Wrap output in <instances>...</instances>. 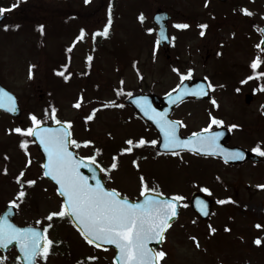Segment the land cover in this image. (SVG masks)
Instances as JSON below:
<instances>
[{
    "label": "rangeland",
    "instance_id": "374dc122",
    "mask_svg": "<svg viewBox=\"0 0 264 264\" xmlns=\"http://www.w3.org/2000/svg\"><path fill=\"white\" fill-rule=\"evenodd\" d=\"M22 2V0H15L14 11L19 10L20 15L26 19L20 22L16 19L10 20L11 17H9L5 21V25H9L10 22L19 24V29L11 33L8 28L7 35L5 27H0V80L18 95L21 107L26 109L22 117L23 126L29 124L27 115L29 111L34 112L37 118L49 122L52 109L57 108L56 118L73 122L71 125L75 131L76 140L84 141L86 137H89L94 142L95 148L106 147L111 140L115 139L108 148L114 147L112 152L116 154L118 148L122 146L119 141L127 138L126 134L133 136L132 139L141 135V138L146 140L148 138L147 128L139 124L141 122L138 121L141 130V134H138V128L133 123L125 121L123 113L127 107H102L99 106V100L96 101L93 96L87 98L86 96L96 95L101 88L100 97L103 98V103L108 104L115 98L113 88L119 85V79L123 80L125 90L133 92L143 90L160 94L178 84V73L172 69L170 61L172 65L178 66L181 72H185L191 67L193 74L197 76L209 75L213 72L215 80L224 87L221 89L217 86L212 92L219 101L220 114L228 115V112L242 110L241 121L246 122L247 126L257 125L256 118H259V112L264 116L260 111V109L264 110V91L257 89L254 82L237 85L241 82L239 78L245 75L248 70L244 68L238 74L231 68V64L238 66L239 63H242L241 66L243 64L247 66L257 56L260 57V61H264V51L256 47L259 41L258 27L264 24V0H234L232 4H216L209 0H107L106 6L102 0H87V2L86 0H25L24 4ZM6 3L4 0V5ZM104 6L108 15L109 7L111 8V24L108 26V35L105 37L102 34H97L93 38V34L102 33L103 28L108 24L107 21L105 26L99 28L105 22ZM158 8L168 10L174 16L175 21H189L186 23L189 26L191 23L190 28L181 29L177 33L174 31V46L166 53L161 51L155 53L149 41L152 38L151 32H149L150 17ZM239 8L240 10H238ZM243 8L249 9L251 14L244 13ZM72 11L78 15L68 14ZM183 13H187V16ZM210 13L214 15H210ZM141 15H143V20L140 18ZM198 18L201 21L206 20L204 25L209 24V20H213V25L207 26L203 35H201L202 31L198 30L199 32H197L195 22H193ZM38 23H43L46 28L53 26L55 34H58L39 37L41 42L39 48H45L44 51H39L35 47L38 39L35 34L27 31ZM82 26L88 31L92 30L88 37L94 41L93 48L92 46L88 47L87 42L76 44ZM197 27L200 30L204 29L199 24ZM93 28L99 29L93 30ZM74 34H76L75 39L72 38ZM146 41L149 43L146 44ZM70 42L75 46L76 52V60H73L74 69L83 70V56L86 50L92 48L94 52H99L98 57L93 58L92 65L88 69V71L90 70L89 82H87L88 78H83V75L78 76L77 72L69 67ZM217 50L218 55L215 58L214 54ZM108 51H114L117 57L121 55L123 61H129V58L134 59L140 68L142 79L137 80L136 71H133L130 65L120 63L119 59ZM101 52H104L103 56ZM166 54H170V59L165 58ZM213 58L214 60L211 62ZM262 65L264 67V63ZM60 72H63L64 75H61ZM65 76L68 78L65 79ZM84 82H87V85ZM247 92L253 94V99L248 105L243 101L244 94ZM76 95L83 98L81 101L83 110L81 111L85 110L86 113L92 107H96L90 125V135L89 132L84 133L82 119L79 115L77 116V111L73 107L72 103ZM50 105L53 107H49ZM47 109H51L50 113ZM180 110L187 112L188 125H195L197 128L205 123L199 121L200 117H194V112L195 115L202 117L206 115V111H199L197 106L184 107ZM261 118L262 126H264V117L261 116ZM227 119L230 121L229 116ZM12 122L17 124L16 121L12 120ZM12 122L0 114V153L15 159V161L8 162L7 167L5 161L0 157V174L6 167L7 170H12L13 166L21 167L26 163L25 149L21 147L23 153H19L18 150L21 141L24 140V135L11 131ZM242 143L251 145L252 141L247 139ZM254 143L264 148V134ZM132 147V157L137 168H131L128 172H125L126 170L120 172L119 179L118 176L113 179L114 183L119 184L120 190L124 192H128V189L123 184L128 181L127 184L133 186L141 175L149 182L175 193L194 183L206 185L214 190L217 185L215 179L221 176L212 169L204 174H196L194 176L196 181L188 183L189 181H182L171 172V165L175 163V157L165 159L163 156L156 155L146 147V144L138 146L134 143ZM77 148L83 154L95 151L92 148L88 150L84 144ZM96 155L99 160L105 164L108 163L104 160L102 153H96ZM124 159L127 162L130 160L128 156ZM184 161L187 160L184 159ZM37 162L38 159L35 158V163L33 161V165L27 167L28 173L34 175L37 172L35 167ZM228 170L231 169H224L226 171L224 172L225 179L237 186L233 188L229 186L221 191L219 188V191L215 193L218 197H228L229 195L232 198L230 203H221L215 209L217 214L215 213L209 222L214 223L223 216H227L228 219H232L234 226L231 231L234 234L227 233L228 231L223 229L227 218H223L226 220L223 221L224 223H222V219L217 222V231L208 240L200 236L207 231V226L202 227L201 225L200 232L197 231L200 233L197 235L199 239L197 252L189 238V235L194 234L196 229L192 225L187 226L192 223L194 216L184 209L174 226L175 228L173 227L174 230L169 235L170 239L165 245L167 255L162 264H202L205 259L210 264H264V241L259 234L253 236L252 240L249 238L253 232H256L250 228L255 221L252 219L263 221L258 206L264 202V192L255 193L253 187L255 183H258L257 180L239 182L237 176ZM3 180L0 176V190H16V187ZM36 183L42 185L43 188L47 186L41 178L36 179ZM12 196V194L6 196L3 200L12 198ZM56 201L58 200L51 195L50 198L47 196L41 198V202L39 204L37 202L38 215H34V217H39L44 221L49 210L56 209ZM27 213L24 216L21 215V218L34 219L31 213ZM21 218L20 220H22ZM55 219L58 225L61 223V227L54 226L55 230L50 231V238L55 241L62 239L58 250L64 252L69 249L71 253V255L61 256L58 264H72L73 252L83 255L84 250H87L88 247L80 239L76 230L65 223L67 228L64 223L59 222L57 217ZM186 227L189 228L188 232ZM258 237L262 241L259 245L255 243ZM216 238L220 241L214 240Z\"/></svg>",
    "mask_w": 264,
    "mask_h": 264
},
{
    "label": "snow or ice",
    "instance_id": "6c2138e0",
    "mask_svg": "<svg viewBox=\"0 0 264 264\" xmlns=\"http://www.w3.org/2000/svg\"><path fill=\"white\" fill-rule=\"evenodd\" d=\"M11 7H16V5L13 4ZM7 10L4 7H0V15ZM242 11L246 14H251L247 8H243ZM140 18L143 20V15ZM110 24L111 8L109 7L108 24L103 28L102 33L93 34V38L97 34H102L106 37ZM4 27L7 29L9 26L4 25ZM176 27L187 28L189 25L179 23L176 24ZM200 27L203 29L207 25L202 24ZM40 29L43 31V25H40ZM149 31L151 32L152 29H149ZM84 34V30L81 29L80 36L77 39L82 38ZM203 34L201 32V35ZM261 34L264 36V30H262ZM161 36H163V29L161 30ZM164 38L167 39V37ZM157 43H159V40ZM256 47L264 51V48H261L260 44H257ZM91 59L92 57L89 56L88 60ZM259 63L260 57L257 56L252 61L251 67L255 70ZM175 70L179 72V69ZM192 71V69H189L187 73H180L181 83L177 85L178 89L184 88V80L186 76H191ZM60 74L64 75L63 72H60ZM257 75L264 76V72L257 73ZM67 78L65 76V79ZM251 78L250 76L247 79ZM245 82L241 81V83ZM206 87L214 86L211 84L207 86L201 84L191 90L184 88V93L178 98H182L189 91L194 95L203 96L206 94ZM261 87L264 88V85H261ZM173 92H175V89ZM5 97L8 101L7 104L4 102ZM81 99L83 98L81 97ZM136 102L144 114L151 116L159 126L163 133V145L165 149H189L192 152L199 150L205 154L211 153L213 155L217 154V152H223L226 154L225 160L243 158L242 152L238 150L231 152L228 149L222 148L219 144V137L222 133L213 131L212 126L223 125L224 121L222 119L212 116L210 123L205 128L183 139L178 133V128L182 122L169 119L167 112L157 111L145 96L137 97ZM213 104H216L215 99H213ZM75 106L80 107V103L77 102ZM0 107H9L11 111H16L15 98L3 89H0ZM55 111L56 109L53 108L52 119L60 125L59 127L45 126L41 119L37 118L35 114H32V126L26 129L20 127L15 129L17 133L34 136L39 139V143L43 145L44 151L47 154V162L43 165V175L50 177L56 182L58 185L57 190L63 198L60 210L49 213L48 220H52L53 217L70 218L76 222L83 238L89 244H94L96 247H101L102 242L114 245L117 250L114 257L116 264H158L159 259L165 256L166 253L150 247L149 242L163 240L165 231L170 225L171 218L178 214L177 204L183 197L178 194L171 198L165 196L162 192H158L155 187H150L143 175H141L140 186V196L142 199L137 201H131L114 187H106L99 178H96L97 167H94V165H99L96 155L80 157L70 147L71 145L79 147L81 144L88 145L94 142L73 139L71 135V124L73 122L57 120ZM94 112L95 109L93 110V114L86 116L85 119L91 120ZM229 127L235 128L238 126L233 124ZM126 143L129 147L122 148L121 152L130 153L133 151L132 146L134 143L138 146L145 145L146 143L155 145L157 144V140L146 141L144 138H141L134 142L132 139H129ZM27 144V140L21 141V147L25 151H27ZM101 151V149H95L97 154ZM252 151L264 156V148H261L259 144ZM172 154L177 155L178 153L172 152ZM29 163H31L30 160ZM82 167L90 170L92 178L95 180L94 183L89 182V177L85 176L81 171ZM100 167L103 168V166ZM117 167L118 165L114 158V162L109 168H103V171L110 172L111 169ZM5 171L7 170L5 169ZM23 175L24 173L21 172L17 179L19 180ZM24 183L33 185L36 181L33 179L24 181L18 193L19 197L26 195L23 187ZM258 187L264 188V185H259ZM203 191L210 192L206 187ZM228 199L231 200V197ZM219 202L224 203L225 201L221 200ZM11 203L17 205L16 200L11 201ZM198 204L200 205V211L207 215L205 211L207 207L206 202L200 201ZM256 226L258 228L264 227V225H260L259 223ZM48 227H51V225ZM209 227L212 232L216 231L211 225ZM193 239L195 240L196 238L193 237ZM13 241L19 244L26 264H38V258L42 255L46 259L50 246L54 243L47 236V228L41 232L32 226L17 227L8 220L7 214L0 216V247L7 248ZM261 242L259 237L255 240V243L258 245ZM197 246H199L198 241ZM88 259L94 260L96 258L89 257Z\"/></svg>",
    "mask_w": 264,
    "mask_h": 264
},
{
    "label": "flooded vegetation",
    "instance_id": "af4514ba",
    "mask_svg": "<svg viewBox=\"0 0 264 264\" xmlns=\"http://www.w3.org/2000/svg\"><path fill=\"white\" fill-rule=\"evenodd\" d=\"M221 119V118H218ZM227 122L230 123V121L227 119ZM229 125V124H228ZM238 130L246 128L245 126H241L239 125L238 127H235ZM230 145H237L240 146L239 144H235L234 142H230ZM255 146H252L251 148H247L248 150H251L254 148ZM253 152V151H252ZM182 155H187L188 152H184L181 153ZM259 155V160L258 161H253V160H245L242 161L239 164H230L225 162L224 160H222L220 157H212V158H207V157H199L197 155L194 154H190L191 157H193L195 163L197 164H201L205 161H209L208 163H210L211 161H213V163L215 164L214 168L212 171H216L217 175H219L222 169L226 168H230V169H235V175L239 178V179H246V180H261L263 177V173H264V156L260 155L259 153H257ZM244 167H246L247 169H244ZM253 167H255L253 169ZM261 191V190H260ZM260 210L262 209V207H259ZM260 215H263V213L260 211ZM264 217V215H263ZM261 225H264V222L261 223ZM261 232L264 235V227H261ZM15 252L14 250H7V251H2L0 249V264H19L17 262V260L15 259V256L13 255Z\"/></svg>",
    "mask_w": 264,
    "mask_h": 264
},
{
    "label": "water",
    "instance_id": "95a60500",
    "mask_svg": "<svg viewBox=\"0 0 264 264\" xmlns=\"http://www.w3.org/2000/svg\"><path fill=\"white\" fill-rule=\"evenodd\" d=\"M2 19V16H0V20ZM156 24H157V30L159 32V35L161 36V30L163 29V36H161V38H164V35H165V32H166V25H165V18H164V15L163 14H160V15H156L155 18H154ZM262 30H264V27L262 28ZM261 30V32H262ZM262 43H264V36H262ZM185 88V86H184ZM184 88H179L177 91H175L174 93H172V95L169 97V100L176 102L178 99V97H180L183 93H184ZM5 104H7V100L5 99ZM172 103V102H170ZM3 108H6V107H3ZM7 109V108H6ZM76 224V222H74ZM77 225V224H76ZM102 245H111V244H108L106 242H102ZM114 246V245H113Z\"/></svg>",
    "mask_w": 264,
    "mask_h": 264
}]
</instances>
